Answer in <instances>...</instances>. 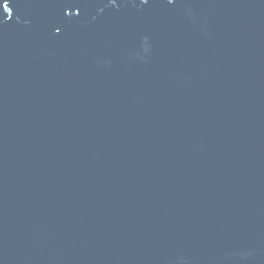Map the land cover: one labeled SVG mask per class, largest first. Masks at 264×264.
I'll use <instances>...</instances> for the list:
<instances>
[{"label":"water","instance_id":"1","mask_svg":"<svg viewBox=\"0 0 264 264\" xmlns=\"http://www.w3.org/2000/svg\"><path fill=\"white\" fill-rule=\"evenodd\" d=\"M0 264H264V0H0Z\"/></svg>","mask_w":264,"mask_h":264},{"label":"snow or ice","instance_id":"2","mask_svg":"<svg viewBox=\"0 0 264 264\" xmlns=\"http://www.w3.org/2000/svg\"><path fill=\"white\" fill-rule=\"evenodd\" d=\"M6 6V5H5Z\"/></svg>","mask_w":264,"mask_h":264}]
</instances>
